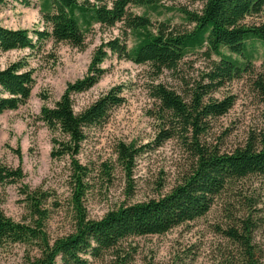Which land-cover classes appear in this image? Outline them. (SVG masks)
<instances>
[{
    "label": "trees",
    "instance_id": "16d2710c",
    "mask_svg": "<svg viewBox=\"0 0 264 264\" xmlns=\"http://www.w3.org/2000/svg\"><path fill=\"white\" fill-rule=\"evenodd\" d=\"M3 0H0V3ZM198 11L182 9L189 27L171 25L168 21L152 23L146 15L133 14L130 6H152L156 0H39L42 29H12L0 25V50L35 49L44 41L63 42L82 48L85 30L93 23L112 27L121 23L123 35L129 32L135 43L128 48L125 39L114 37L95 48L87 72L68 82L52 105H42L38 119L54 133L51 157L70 158V191L73 230L50 239L45 221L50 196L41 188L20 187V194L30 214L29 221H16L0 206V246L13 243L28 245L35 252L27 254L22 264H91L110 256V264H127L128 252L122 243L129 238L165 234L172 228L205 215L223 191L251 176L264 175V128L249 133L245 141L228 151H220L206 141L212 119L224 115L234 103L233 95L214 98L219 88L241 78L253 77V87L264 105V75L255 74L250 50L253 41L263 46L261 67L264 69V23L245 20L264 12V0H201ZM25 4L27 0H22ZM127 31V32H126ZM204 48L205 55L217 56L194 81H184L178 92L154 80L164 71H175L181 59L191 50ZM223 50L226 53H223ZM108 53L135 64L148 65L152 81L148 94L155 107L156 122L151 147L174 139L188 153L190 166L181 181L168 192L146 200L120 204L102 217H88L82 206L87 190V170L76 156L85 131L104 123L108 112L124 102L121 87L112 86L92 103L75 112L73 96L94 86L104 73L101 63ZM33 71L23 60L0 69V113L15 110L30 97L34 86ZM149 145L135 147L119 142L115 146L117 162L127 178L136 156ZM18 152V151H16ZM23 178L20 166L0 163V185L16 184ZM254 223L249 215L239 224L222 230L232 250L223 264H264V246L253 241Z\"/></svg>",
    "mask_w": 264,
    "mask_h": 264
},
{
    "label": "rangeland",
    "instance_id": "374dc122",
    "mask_svg": "<svg viewBox=\"0 0 264 264\" xmlns=\"http://www.w3.org/2000/svg\"><path fill=\"white\" fill-rule=\"evenodd\" d=\"M3 0L0 3V25L6 28L42 29L39 0ZM201 0H156L152 6H130L133 14L149 17L152 27L158 22L189 27L182 9L198 11ZM247 23H264V12L249 16ZM127 32V31H126ZM125 39L128 48L135 43L134 36L123 35L121 23L112 27L93 23L85 30L84 46L72 47L51 39L35 49L0 50V69L11 62L23 60L33 71L34 86L29 99L15 110L0 113V163L20 166L23 178L16 184L0 185V206L16 221H29L30 214L20 194V187L41 188L50 196L45 204L49 209L45 229L50 239L73 230V209L69 186L71 163L68 156L52 158V137L38 119L42 105H52L62 94L68 82L81 78L87 72L96 47L108 39ZM251 63L255 74L261 67L263 46L251 43ZM223 53H226L223 50ZM204 48L189 51L177 70H164L154 82L182 92L184 81L200 77L210 63ZM103 75L87 91L73 96V110L79 112L112 86L121 87L124 102L108 112L106 121L86 129L76 159L87 170V190L82 206L88 217L98 219L120 204L158 197L181 181L190 166V157L174 139L161 146L151 147L156 122L152 117L155 104L148 94L152 71L148 65L135 64L108 53L101 63ZM253 77L226 83L213 93L221 99L233 95L234 103L224 115L212 119L206 141L220 151H228L242 144L249 133L264 128V105L253 87ZM135 147L149 145L139 153L127 178L117 162V143ZM152 145V144H151ZM18 151V152H16ZM249 215L254 223L253 241L264 246V175L251 176L237 182L233 189L223 191L202 217L180 224L165 234L129 238L122 243L128 252L127 264H223L232 245L222 230L239 224ZM28 245L13 243L0 246V264H22L27 254L34 253ZM91 264H110V256L93 260Z\"/></svg>",
    "mask_w": 264,
    "mask_h": 264
}]
</instances>
